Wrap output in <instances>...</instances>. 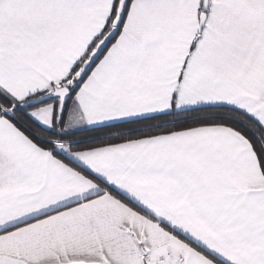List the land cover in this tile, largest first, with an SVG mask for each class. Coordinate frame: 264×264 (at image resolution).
Instances as JSON below:
<instances>
[{
    "label": "snow or ice",
    "instance_id": "1",
    "mask_svg": "<svg viewBox=\"0 0 264 264\" xmlns=\"http://www.w3.org/2000/svg\"><path fill=\"white\" fill-rule=\"evenodd\" d=\"M0 264H264V0H0Z\"/></svg>",
    "mask_w": 264,
    "mask_h": 264
}]
</instances>
